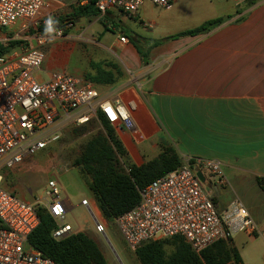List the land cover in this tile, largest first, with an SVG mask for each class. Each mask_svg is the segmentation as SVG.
<instances>
[{"label": "crops", "instance_id": "0c3cea01", "mask_svg": "<svg viewBox=\"0 0 264 264\" xmlns=\"http://www.w3.org/2000/svg\"><path fill=\"white\" fill-rule=\"evenodd\" d=\"M213 1L210 4L217 15L203 22L215 18L224 21L208 33L175 39H166L171 34L150 39L129 25L134 22L145 26L147 2L132 17L117 9L98 12L96 16L106 19L104 29L116 33L106 42L100 40L101 36L87 33L97 22L89 19L96 16L73 19L63 40L45 46V60L37 76L47 79L55 71L68 73L66 67L75 56L79 64L68 74L89 81L108 98L134 100L131 127L112 126L129 164H145L156 158L163 146L172 147L181 160H217L224 184L215 180L209 190L217 211L228 214L237 203L258 229L252 235L236 232L231 244L243 264H264V0L247 9L234 0ZM86 3L87 0H48L41 12L66 16ZM127 28L132 33H127ZM120 36L127 41L120 42ZM155 41L160 42L150 48ZM137 47L147 52L144 58ZM91 62L113 72L115 82L96 84L86 79L88 72L94 74ZM113 65L122 72L121 76ZM83 187L74 184L72 193L61 187L62 199L70 210L67 215L75 208L89 215L80 204L87 199L102 217L95 199L92 195L86 197ZM78 227V232H83Z\"/></svg>", "mask_w": 264, "mask_h": 264}, {"label": "built area", "instance_id": "2783aa9c", "mask_svg": "<svg viewBox=\"0 0 264 264\" xmlns=\"http://www.w3.org/2000/svg\"><path fill=\"white\" fill-rule=\"evenodd\" d=\"M47 2L0 0V46L18 42L0 54V264H57L28 242L40 222L39 209H45L55 222L51 232L54 240L78 232L66 220L70 210L56 178L50 177L42 194L29 202L1 185L4 169L56 142L68 125L85 124L97 113L111 126L131 127V112L136 108L134 100L103 96L89 81L63 71L39 79L45 46L64 37L60 27H53L51 33L38 30L50 18L40 15ZM146 2L169 8L175 0H96L95 7L100 14L117 9L132 17ZM67 25L71 24L64 27ZM119 41L127 39L120 36ZM211 177L224 184L217 160L184 157L179 167L140 188L137 204L113 220L127 248L134 252L147 241L180 236L200 254L236 232L258 233L241 205L233 204L225 215L217 211L210 191L204 188ZM80 204L91 216L95 231L105 236L101 216L87 199Z\"/></svg>", "mask_w": 264, "mask_h": 264}, {"label": "trees", "instance_id": "16d2710c", "mask_svg": "<svg viewBox=\"0 0 264 264\" xmlns=\"http://www.w3.org/2000/svg\"><path fill=\"white\" fill-rule=\"evenodd\" d=\"M259 0H247L248 6ZM96 0H87V3L76 7L66 16L55 17L52 27H60L65 36L68 29L64 22L71 23L73 19L83 16H96ZM224 21V18H215L203 22L199 26L179 32L166 39H175L184 36H195L208 33ZM46 23L38 26L40 32H45ZM133 37V36H131ZM160 41L152 43L150 48ZM18 42H9L6 47L0 46V54L16 46ZM138 49V47H137ZM145 57L147 52H141ZM94 74L88 72L85 78L96 84H112L115 82L113 72L101 68L100 63H90ZM116 68L115 65L112 66ZM116 73L122 72L116 68ZM96 119L103 128L92 136L83 146L75 164L81 167L86 177L87 186L100 210L102 217L113 221L115 217L132 208L139 201L138 190L152 180L176 169L182 163L176 151L169 146L161 147L158 156L141 166L126 162V151L115 135L113 127L101 113ZM39 224L28 236L29 244L40 251L45 257L57 264H108L97 241L84 232H76L65 239L56 241L51 237L55 227L53 218L45 209H39ZM230 240V239H229ZM229 240H219L200 254H196L180 236L147 241L134 251L140 264H243L238 250L229 243ZM170 246L171 252L166 254L165 247Z\"/></svg>", "mask_w": 264, "mask_h": 264}, {"label": "rangeland", "instance_id": "374dc122", "mask_svg": "<svg viewBox=\"0 0 264 264\" xmlns=\"http://www.w3.org/2000/svg\"><path fill=\"white\" fill-rule=\"evenodd\" d=\"M213 2V0H180L169 8L157 7L146 3L143 21L145 26L138 23L134 24V22H129V25H133L138 29L137 31L144 33L150 39H160L165 34L173 35L179 31L196 27L203 23V20L217 15V11L210 4ZM241 2L243 4L242 8L251 7L248 6L247 0H242ZM41 11V16H49L52 19L57 15H43ZM89 20L97 22L87 29L88 34L97 37L101 36L100 40L102 42L114 38L115 32L110 29H104L103 23L106 21L104 17L96 16ZM86 24L88 22L84 26ZM65 27L71 28V25ZM127 29V33H132L129 28ZM72 33H75L74 30ZM62 38L55 39L52 43ZM96 39L98 40V38ZM78 64L79 60L72 56L66 67L67 72L71 73ZM100 131L103 132V128L96 118L90 119L85 124L68 125L56 142L50 144L44 150L28 156L22 163L12 168L4 169L1 185L23 199L32 202L42 194L47 180L53 177L58 180L64 190L70 193H72L74 184H82L85 186L83 187L86 193L85 196L90 198L92 194H90L86 185L87 179L82 174L81 167L75 164V160L78 158L85 143ZM210 182L211 184H204L207 192L214 187L212 184H214L215 178L211 177ZM76 199L79 200L80 196L77 195ZM101 218L106 224L105 236L95 231L91 216L85 214L82 208H75L66 216V220L73 228L79 225V230L97 241L108 264H140L134 252L130 251L125 245L114 221H107L103 217ZM231 240H229L230 244ZM165 251L166 254H169L171 247L166 246Z\"/></svg>", "mask_w": 264, "mask_h": 264}, {"label": "clouds", "instance_id": "9594fccd", "mask_svg": "<svg viewBox=\"0 0 264 264\" xmlns=\"http://www.w3.org/2000/svg\"><path fill=\"white\" fill-rule=\"evenodd\" d=\"M54 21L52 20V18L50 17L47 21H46V28H45V32L47 33H51L53 31V25Z\"/></svg>", "mask_w": 264, "mask_h": 264}, {"label": "water", "instance_id": "95a60500", "mask_svg": "<svg viewBox=\"0 0 264 264\" xmlns=\"http://www.w3.org/2000/svg\"><path fill=\"white\" fill-rule=\"evenodd\" d=\"M197 176H198V178H199L201 181H203V177H202V175H201L200 172H197Z\"/></svg>", "mask_w": 264, "mask_h": 264}]
</instances>
